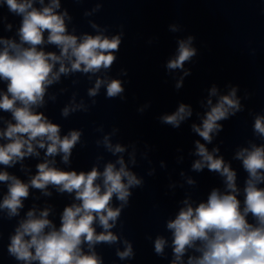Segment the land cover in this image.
Returning <instances> with one entry per match:
<instances>
[{"label": "clouds", "instance_id": "9594fccd", "mask_svg": "<svg viewBox=\"0 0 264 264\" xmlns=\"http://www.w3.org/2000/svg\"><path fill=\"white\" fill-rule=\"evenodd\" d=\"M33 3L34 0H0V4L6 5L11 13L22 17L19 28L22 43L0 40V43L6 45L0 51V79L8 82L7 93L0 97V109L10 111L15 120L14 124L9 123L7 129L0 132V136L9 140V143L0 146V164L5 166H11L16 159L33 154V141L44 148L45 140L48 142L47 155L63 153V161L68 162L80 133L72 131L61 138L59 126L49 122L43 114L33 112L32 106L42 104L46 87L58 80L62 73L66 74L70 70L88 73L101 68L108 69L116 59L113 52L118 51L121 44L120 36L109 39L103 35L86 34L78 40L77 36L67 34L64 23L66 13L57 14L55 11L60 6L59 0H51V4L42 10L33 7ZM45 31L48 32V43L60 48L59 56L38 50L37 46L44 42ZM192 40L190 36L186 41H179L178 55L168 61V69L183 68L185 61L196 55V49L191 47ZM25 43L29 47H23ZM65 59L71 61V69L65 67ZM56 62L60 63V68L54 72ZM101 83L97 80L96 87L89 91V95L95 96ZM123 91L119 80H112L107 85L108 98H115ZM216 91L213 87L211 95H215ZM235 96L236 89L233 88L228 95L221 96L206 113L202 126L193 125V130L203 140L211 143V134L222 130L217 121L228 119L230 109L239 110ZM17 102L20 106H17ZM208 103L211 105L212 101ZM67 114L66 108L63 115ZM186 116H191V110L181 104L175 113L164 116L162 120L178 128ZM254 128L264 136V117L256 118ZM105 146L114 154L124 151L119 145L113 148L107 137ZM196 147L202 159L193 164V169L200 171L206 165L209 171L219 172L225 177L228 191L221 193L213 189L206 203L201 202L195 208L187 205L174 220L168 221L167 228L173 231L174 236L173 264L180 261L186 249L194 247L196 241L201 242V246L196 249L201 255L190 257L189 264H264V188L257 186L264 183V147L253 145L251 150L242 149L236 154L248 172L243 210L236 195V173L224 164L222 158H214L204 144L197 141ZM117 163L120 165L118 169L115 164L108 163L102 173L94 167L90 172L79 174L49 167L48 162L39 164L38 174L30 182L32 187L44 189L49 184L56 185L62 192L74 191L76 199L81 203L64 209L59 230L51 226L47 210L41 213L40 218H35L34 212L29 211L27 219L20 223L16 234L11 237L9 253L28 264L34 260L39 261V264H101L94 252L84 254L81 245L87 242L91 247L98 242L111 243L117 240L107 230L114 226L109 221H116L120 209L110 207V202L115 195L118 200L127 203L131 195L129 188L141 184L126 169L123 159ZM100 178L103 180V190L96 183ZM9 180L12 182L0 208L8 209L11 217L18 215V209L23 206L22 198L29 194V186L7 172H0V181ZM249 213L255 218V225L246 219ZM97 219L105 229L99 235L93 227ZM48 227L51 230L45 232ZM165 243L163 238L155 240V252L158 255L163 254ZM131 254L130 245L124 252L118 253L121 259Z\"/></svg>", "mask_w": 264, "mask_h": 264}]
</instances>
